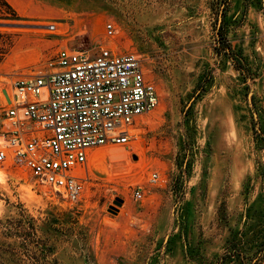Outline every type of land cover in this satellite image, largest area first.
I'll return each mask as SVG.
<instances>
[{
	"label": "rangeland",
	"instance_id": "1",
	"mask_svg": "<svg viewBox=\"0 0 264 264\" xmlns=\"http://www.w3.org/2000/svg\"><path fill=\"white\" fill-rule=\"evenodd\" d=\"M222 1L0 0V92L112 23L160 94L128 145L90 151L80 203L0 167V264H264V0Z\"/></svg>",
	"mask_w": 264,
	"mask_h": 264
},
{
	"label": "built area",
	"instance_id": "2",
	"mask_svg": "<svg viewBox=\"0 0 264 264\" xmlns=\"http://www.w3.org/2000/svg\"><path fill=\"white\" fill-rule=\"evenodd\" d=\"M103 31L105 43L97 51L58 48L40 67L10 78L0 92V167L27 173L70 204L89 192L90 151L128 145L139 119L160 105L143 61L108 46L118 32L112 23ZM42 89L46 101L38 100ZM160 181L158 172L150 174L131 190L132 200L143 202L146 189Z\"/></svg>",
	"mask_w": 264,
	"mask_h": 264
},
{
	"label": "bare ground",
	"instance_id": "3",
	"mask_svg": "<svg viewBox=\"0 0 264 264\" xmlns=\"http://www.w3.org/2000/svg\"><path fill=\"white\" fill-rule=\"evenodd\" d=\"M23 10V9H22ZM21 11V10H20ZM21 13V12H20ZM24 13V12H23ZM92 155V158L93 159H98V157H101L102 155L100 154V153H98V152H95V153H93V154H91ZM120 159H127V163H128V165L129 166H131V165H133L134 163H132V162H130L128 159H129V155L128 154H122L120 157H119Z\"/></svg>",
	"mask_w": 264,
	"mask_h": 264
},
{
	"label": "trees",
	"instance_id": "4",
	"mask_svg": "<svg viewBox=\"0 0 264 264\" xmlns=\"http://www.w3.org/2000/svg\"><path fill=\"white\" fill-rule=\"evenodd\" d=\"M228 2H229V0H223L222 1L223 7H224L223 10L225 9Z\"/></svg>",
	"mask_w": 264,
	"mask_h": 264
}]
</instances>
